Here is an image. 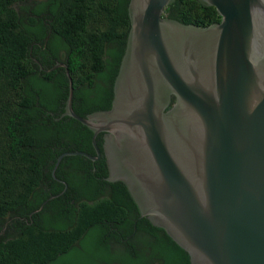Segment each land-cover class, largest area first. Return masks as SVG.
<instances>
[{"label": "water", "instance_id": "water-1", "mask_svg": "<svg viewBox=\"0 0 264 264\" xmlns=\"http://www.w3.org/2000/svg\"><path fill=\"white\" fill-rule=\"evenodd\" d=\"M174 0H129L130 27L107 110L63 115L103 135L122 181L191 264H264V0H198L220 21L163 17ZM174 99L172 100V98ZM109 133V134H107ZM84 151L60 154L61 158Z\"/></svg>", "mask_w": 264, "mask_h": 264}, {"label": "trees", "instance_id": "trees-1", "mask_svg": "<svg viewBox=\"0 0 264 264\" xmlns=\"http://www.w3.org/2000/svg\"><path fill=\"white\" fill-rule=\"evenodd\" d=\"M128 2L0 0V230L4 225L15 230L0 238V264H84L69 263L68 257L91 237L100 258L86 264H191L163 228L139 216L125 184L102 178L105 167L92 172V161L83 155L63 156L55 169V176L62 177L60 167L67 158L89 167L82 176H64L68 190L83 185L75 202L64 208L66 219L59 217L56 224L39 223L36 214L32 224L21 219L50 195L42 193L43 184L63 188L52 175L60 154L94 151L93 132L61 116L68 94L64 68L46 69L57 62L67 65L78 115L110 108L130 27ZM164 15L198 26L219 21L216 8L198 0H174ZM66 121L75 128L67 130ZM78 140L82 143H73ZM96 143L101 150L99 136ZM109 187L119 193L102 196L100 191ZM111 243L124 250L121 260L113 256Z\"/></svg>", "mask_w": 264, "mask_h": 264}, {"label": "flooded vegetation", "instance_id": "flooded-vegetation-1", "mask_svg": "<svg viewBox=\"0 0 264 264\" xmlns=\"http://www.w3.org/2000/svg\"><path fill=\"white\" fill-rule=\"evenodd\" d=\"M162 16L167 17V18H172V17L165 16L164 11L162 13ZM220 19H221V17L219 16V21H220ZM34 60L38 61L37 59H34ZM64 70L66 73L65 68H64ZM61 116H62V114H61ZM56 119H59V117ZM65 124H66L67 130L70 128H75V125L70 123L69 121H66ZM104 134H105V132H99L96 135V137L99 136L100 145H101V150L99 149V153H97L95 151V149L93 152L84 151V152L89 153L91 156H93V158L87 157L88 159H90L92 161V164H93L92 172L96 171V166L99 167L98 172H101V170L104 167L106 168L107 175H104L102 178L108 177V168H107L106 157H105V153H104V149H103V143H104L103 135ZM107 134H109V133H107ZM79 140H82V139H79ZM79 140L74 141L73 143L74 144H78V143L81 144L82 141H79ZM88 169H89V167L85 164L84 161H81V160L75 159V158L65 159L63 161V164L60 167V175L62 177H58V178L56 177L55 178L59 184L63 185V188H60L59 185H57L53 182H50L49 184L48 183L43 184L42 185V193L45 191H48L50 195L48 196L47 199H44V201H42L38 207H36L30 213H28V215H27L28 217H25V218L21 217V219L23 218V220L28 222V224L34 223V217H33L34 214L37 215V216H35L37 218V221H39V223H43V224H46V223L49 224V222L56 224L59 217L66 219V215L64 214L65 213L64 208L67 207L68 202L69 203L75 202V197L79 193H81L80 192V191H82L81 186H83V185L81 183H79V185L76 184V185H74V187H72L71 189L68 190V183L64 179V176L69 177L71 174L82 176L86 173V171H88ZM53 191H54V193H52ZM39 192H41V190H39ZM116 193L117 194L119 193V189L113 188V187L105 188L104 190L100 191V194L102 196L116 195ZM51 199H55V200L52 202H46V201H50ZM45 203H47V204H45ZM133 210H134V208L131 209L130 212L132 213ZM27 218H29V220ZM14 232H15V230L13 227L8 228L7 225H4V227L0 230V238L10 237ZM114 234L116 236L121 235L118 227L115 228ZM131 234L133 235V233H131Z\"/></svg>", "mask_w": 264, "mask_h": 264}, {"label": "rangeland", "instance_id": "rangeland-1", "mask_svg": "<svg viewBox=\"0 0 264 264\" xmlns=\"http://www.w3.org/2000/svg\"><path fill=\"white\" fill-rule=\"evenodd\" d=\"M111 245H112L111 252L113 256L116 257L118 260H121L122 257L125 256L124 250L115 243L113 244L111 243ZM91 258H97V259L100 258V255L96 251L93 250V238L92 237L85 243V246H83L80 251H77L75 252V254L68 257V260H69V263L71 262V260L73 261L77 260L79 262L86 264V262L90 261Z\"/></svg>", "mask_w": 264, "mask_h": 264}]
</instances>
